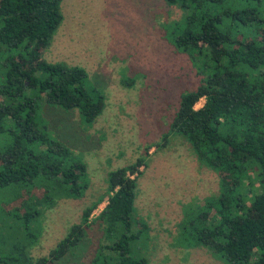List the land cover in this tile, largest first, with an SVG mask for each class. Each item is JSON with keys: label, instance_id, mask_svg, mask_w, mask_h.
Masks as SVG:
<instances>
[{"label": "trees", "instance_id": "obj_1", "mask_svg": "<svg viewBox=\"0 0 264 264\" xmlns=\"http://www.w3.org/2000/svg\"><path fill=\"white\" fill-rule=\"evenodd\" d=\"M61 1L0 0V248L8 245L5 254L0 250V264H54L83 243L95 220L101 221L106 239L97 250L112 254L109 264H146L145 258L131 255L129 246L141 232L132 227L144 157L109 174L107 199L85 207L80 221L47 256L31 255L37 239L32 220L40 219L56 198L79 197L87 187L80 182L85 163L37 121L38 101L43 96L49 104L76 108L87 123L104 108L103 94L88 84L85 70L42 58L63 18ZM179 1L188 13L173 39L197 73L206 75L181 95L169 132L185 138L220 180L219 194L195 216L198 222L208 221L195 228L197 242L230 264H264V25L253 7L232 11L221 7L223 0ZM208 3L213 12L205 7ZM236 25L251 37L237 39ZM201 98L202 106L195 108ZM167 139L164 134L156 147ZM152 147L145 148L146 155ZM250 173L260 191L247 203L240 186ZM35 185L45 186L46 193L21 201L22 191ZM10 199L20 204L7 207Z\"/></svg>", "mask_w": 264, "mask_h": 264}, {"label": "rangeland", "instance_id": "obj_2", "mask_svg": "<svg viewBox=\"0 0 264 264\" xmlns=\"http://www.w3.org/2000/svg\"><path fill=\"white\" fill-rule=\"evenodd\" d=\"M205 7L211 12L215 8L212 3ZM221 7L232 11L253 7L264 25L263 1L223 0ZM60 11L63 18L42 58L85 70L88 84L103 94L104 108L95 121L87 123L76 108L49 104L43 96L38 101L37 121L85 163L80 182L87 187L79 197L56 198L40 219L32 220L37 239L31 255L47 256L71 225L80 221L85 207L107 199L109 174L144 157L132 227L141 232L129 244L131 255L145 258L146 264H230L199 244L195 233V228L208 224L195 216L208 198L219 194V176L197 158L185 138L169 132L181 95L195 89L206 75L197 73L173 39L184 27L188 9L179 0L173 4L166 0H62ZM236 26L237 39L251 37ZM203 102L199 99L195 108ZM164 134H168L166 145L156 147ZM149 145L154 147L146 155ZM26 189L21 201L46 193L45 186ZM259 191L255 174L250 173L240 193L249 203ZM18 203L10 199L6 206ZM105 203L92 212L91 220ZM100 222L93 221L83 243L54 264H109L112 254L97 250L106 242ZM0 250L5 254L8 245Z\"/></svg>", "mask_w": 264, "mask_h": 264}]
</instances>
